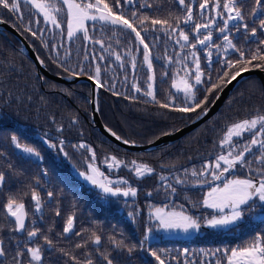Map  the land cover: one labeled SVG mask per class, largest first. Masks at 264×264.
Masks as SVG:
<instances>
[{"label":"trees","instance_id":"16d2710c","mask_svg":"<svg viewBox=\"0 0 264 264\" xmlns=\"http://www.w3.org/2000/svg\"><path fill=\"white\" fill-rule=\"evenodd\" d=\"M108 2L111 3L112 0ZM145 2L150 4L151 8H141L142 15L169 18L172 23H175L172 17L184 15L183 9L175 0H140V3ZM242 3L246 12H250L255 6L254 0H242ZM261 3L264 4V0H261ZM29 8V5L21 4L25 21L30 18ZM125 8L129 12L135 10V6L125 5ZM0 13H2L0 20L9 23L26 38L51 73L70 76L75 71L77 75L92 77L96 64H100V81L105 86H99V113L104 124L124 139L144 144L151 143L163 132L178 130L200 113V109L193 113H180L160 107V103L167 100L169 93L180 96L171 87L179 65L169 64L166 59H153L157 77L158 102L152 101L143 92H134L133 80L138 78L140 87L146 89L145 82L151 73L146 65L141 66L142 55L136 50L138 42L119 33L113 35V32L109 30L111 26L101 31L97 24L94 31L90 22L89 35L96 40L103 39L106 43H111L110 51L119 52L122 55L123 67H119L121 62L116 61L115 56L110 55L107 48L104 52L105 59H95L90 53L95 52L99 56V44L94 45L82 37L74 38L69 42L59 35V30L49 31L51 25H45L42 18L39 25L35 23L31 25L33 30L38 32V36L33 37L23 23L12 18L11 13L3 9H0ZM194 16L199 20L198 7L194 8ZM245 22H248L250 27L255 26L247 16ZM148 27H151L150 24ZM185 30L187 31V28ZM39 33H42V36ZM142 35L149 43L153 57L170 55L175 60L180 52L172 39L162 32L149 31ZM216 35L214 32V42L220 43ZM45 42L48 44L47 48L44 47ZM234 43L241 48L247 47L241 36L235 38ZM23 49V43L12 32L0 31V153L7 154L6 159L0 156V171L5 172L7 181L3 190L0 191V239L5 242L7 256L0 257V261L6 259V264H17L13 257L18 251H24V256L21 258L22 264H27L28 260L21 238L26 233L18 234L10 231L15 224L4 210V204L9 197H16L18 202L25 204L28 215L26 228L31 230L34 226L40 229L41 236L35 240V243L43 247L45 264H76V261L71 259L72 256L84 264V261L89 258L85 253H91L94 264H99L97 248L109 254L110 258H115L114 264H158L150 255L149 249L158 251L168 264H178V261L179 264H184L186 260L192 261L193 264H215L217 259H224L220 253L212 255L217 249L235 247L250 240L257 233L264 234V222L248 219L246 216V223H242L231 231L202 227L199 232L189 238L163 237L159 231H154L151 234L153 238L150 239L151 236H149L145 239L146 228L155 223L150 217L149 205L160 206L168 202L164 200V189L161 187L163 182L160 181V176L168 177V182L173 183V186L177 188L178 195L172 198L174 203L183 204L189 212L196 215L209 214L213 211L191 208L192 202L203 198L208 186L196 184V178L190 174L185 177L183 170H191L193 167L199 169L202 164L211 160L220 150L218 141L228 125L251 118L257 114V110L264 114V85L259 76L250 75L240 81L212 116L189 130L181 138L162 143L159 147L150 150H132L110 139L96 125L92 115V84L90 82L67 83L53 79L39 72L36 62ZM57 52H59L58 56ZM86 55H88L87 60ZM182 55H188V50L186 49ZM132 56L136 57L135 70L131 68ZM199 56L201 67L215 77L216 72L221 70L223 60L216 63L217 56L214 52L213 62L208 65L206 51H199ZM81 68L84 70L82 73ZM162 72L169 73L163 83L160 82ZM125 77H127L126 82ZM112 84L115 88L109 90L108 85ZM117 92L120 94L117 95ZM220 92L219 90L213 92L205 107H209ZM199 95L202 97L203 93ZM181 102V100L177 101V103ZM13 135H16L22 144L34 147L43 159L29 158L28 154L21 153L12 144L11 136ZM61 140L64 141L63 151L68 152L70 160L63 156L59 147L53 149L45 143V141H51L59 145ZM81 143L95 149V162L101 171L113 180L123 178L128 180L131 186L136 187L137 197H110L108 198L110 202L105 203L97 198L96 191H92L89 186L76 179L71 171L72 167L88 171L86 164L91 155L87 149L78 147ZM110 155L117 156L118 159L128 163L129 167L109 169L104 163V157ZM132 161L147 163L155 171L144 178H138L131 171ZM9 163L12 165L11 169L7 167ZM256 166L254 162L252 167ZM45 169H47V175L44 174ZM177 174L188 183L175 184L174 176ZM237 175L243 176L246 172L238 170ZM114 186L126 187L127 185ZM158 188L159 194L156 192ZM33 189L41 195L43 202L41 213L35 211L34 201L31 199ZM48 191L53 193L52 198L47 196ZM147 192H152L153 197H147ZM57 209L60 210V216L55 215ZM129 213L134 215L130 216ZM260 213L261 209L257 206L249 215L256 217ZM72 214L76 216L74 232H79V236L72 233L62 234L67 217ZM93 233L101 236V245L92 243ZM8 234L10 237L7 236ZM43 236H48L52 240L55 251L48 250ZM109 237L123 240L129 247L133 245L136 247L131 255L126 248L115 250L109 242ZM141 241H144L143 247H140ZM85 243L86 247H76L77 244ZM17 244L20 245L19 248ZM29 246L33 245L29 243ZM184 249H189L187 257L183 255Z\"/></svg>","mask_w":264,"mask_h":264},{"label":"snow or ice","instance_id":"6c2138e0","mask_svg":"<svg viewBox=\"0 0 264 264\" xmlns=\"http://www.w3.org/2000/svg\"><path fill=\"white\" fill-rule=\"evenodd\" d=\"M175 2L184 11L182 17L171 18L175 23L170 22L169 18L142 15L140 9L151 8V5L146 2L140 3V0H112L111 3L108 0H55V2L52 0H0V9L11 13L14 20L23 23L33 37L38 36V32L34 31L31 25L33 23L39 25L42 18L45 25H51L49 31L59 30V35L65 37L69 42L74 38L82 37L94 45L99 44L100 55L97 56L95 52L90 53L95 59H105L104 52L107 48L110 55H114L115 60L121 62L119 67H123V57L119 52L110 51L111 43H106L103 39L96 40L89 35L90 22L94 31L97 24H99L101 31L111 26L109 30L113 32V35L119 33L138 42L136 50L142 55L141 66L146 65L151 73L145 82L146 89L140 87L137 82L138 78L133 80L134 92H143L152 101L158 102L157 77L153 67V59H166L169 64L179 65L172 79L171 87L180 96L169 93L167 100L160 103V107L180 113H193L200 109L198 116L206 115L209 108L205 105H208L209 96L213 92L223 91L224 87L235 81L242 73L249 71L250 68L264 69V4L261 3V0H254L255 6L250 12H246L242 0H223V3L221 0H187V2L186 0H175ZM22 3L30 6L28 11L30 18L26 21L24 20L25 13L21 10ZM125 5L135 6V10L129 12ZM196 7L199 9V20L194 16V8ZM246 16L251 19V23L255 26L250 27L249 23L245 22ZM4 22L0 20V23ZM149 24L150 28L148 27ZM149 31L162 32L172 39L174 45L180 50L175 60L170 55L153 57L152 49L146 42L145 36L142 35V33L147 34ZM214 32L217 34L216 39L220 43L214 42ZM39 35L42 36V33ZM238 36L243 38L247 47L241 48L234 43V39ZM61 46H63L62 41ZM44 47H48L46 42ZM186 49L188 55H182ZM198 49L199 51H206L208 65L213 62L214 52L217 56L216 63H220L221 59L223 60L221 70L216 72L215 77L211 72H206L205 68L201 67ZM56 54L58 56L59 52ZM65 56H68L67 52ZM189 56L191 57L190 60ZM232 56L237 58L232 59ZM85 59H88V55L85 56ZM40 63L43 64L44 61L40 60ZM189 64L192 66L189 67ZM136 67V57L132 56L131 68L135 70ZM80 71L82 73L83 68ZM77 74L73 71V76ZM168 75V72H162L160 82H165ZM100 77L101 66L97 63L91 78L97 85L104 87ZM126 81L127 77H125ZM108 88L112 90L115 85H108ZM199 93H203V96L201 97ZM116 94L119 95L120 93L117 92ZM218 98L219 96L215 97V99ZM215 99L212 101L213 103ZM178 100L182 102L177 103ZM108 130L116 139H122L111 129ZM171 134H173L171 131L162 133V135ZM11 141L16 149L20 150L21 153L28 154L29 158L43 159L40 152L34 147L22 144L16 135L11 136ZM129 142L127 139L123 140L124 144ZM45 143L53 149L59 147L63 156L70 160L68 152L63 151L64 141L61 140L59 145L51 141H45ZM218 145L220 150L211 160L202 164L199 169L193 167L191 170H183L185 177L190 174L196 178V184L208 186L203 198L192 202L191 208L193 210L202 208L213 211L209 214L200 213L196 215L189 212L183 204L174 203L172 198L178 195L177 188L173 186V183L168 182V177L160 176L159 179L163 182L161 187L164 189V200L168 202L160 206L149 205L150 217L155 223L146 228L145 239H148L154 231L186 235L199 232L202 227L218 231H231L233 228H238L242 223H246V216L248 219L264 222V114L257 110V114L251 118H245L228 125L222 138L218 141ZM78 147L87 149L91 153L88 158L89 162L86 164L88 171H81L75 166L72 167L71 171L76 179L89 186L92 191L97 192L98 199L108 203L110 197H137L138 189L131 186L128 180L123 178L113 180L104 171H101L95 162V149L84 143L79 144ZM0 156L7 158L6 153H0ZM254 162L257 165L255 168L252 167ZM104 163L113 170L119 169L121 166L129 167L128 163L118 159L115 155L105 156ZM7 167L11 169V163ZM238 170H243L246 175H237ZM131 171L136 177L144 178L153 174L155 169L147 163L132 161ZM44 174L47 175V169L44 170ZM174 182L177 185L188 183L186 179H181L178 174L174 176ZM6 183L5 172L0 171V191L3 190ZM37 183L39 182L37 181ZM114 185L127 186L118 187ZM159 191L158 188L157 194ZM47 196L52 198L53 193L48 191ZM146 196L153 197V193L147 192ZM31 199L34 201L35 211L41 213L43 202L40 193L33 189ZM185 199L190 198L185 197ZM257 206L261 209V214L257 217H251L249 214ZM4 210L15 224V227L10 231L26 233L27 242L23 247L28 254L27 264H45L43 247L41 244L35 243V240L41 236V231L34 226L31 227V230L26 228L25 204L18 202L16 197H9L4 204ZM60 214V210L57 209L55 215L60 216ZM129 215L133 216L134 214L129 213ZM75 220V214L67 217L62 234L80 235L79 232H74ZM108 239L115 250L126 248L129 255L136 247L135 245L129 247L123 240H117L115 237ZM43 240L49 251H55L53 242L48 236H43ZM29 243L33 246H29ZM92 243L97 246L101 245V236L93 233ZM143 243L144 241H141L140 247H143ZM17 247L19 248L20 245L17 244ZM76 247H86V243L77 244ZM96 251L100 257L99 264H114L115 258H110L109 254L99 251V248ZM148 251L158 264H168V261L162 258L158 251L151 249ZM217 253H220L224 259H217L215 264H264V234L257 233L250 240L235 247L217 249L212 255L215 256ZM188 254L189 249H184L183 255L187 257ZM85 255L89 258L84 261V264H94L91 258L92 254L85 253ZM6 256L5 242L0 239V257L6 258ZM23 256L24 251H18L13 259L17 261V264H22L21 258ZM71 259L76 261V264H81L75 256H72ZM0 264H6V259L0 261ZM184 264H193V262L186 260Z\"/></svg>","mask_w":264,"mask_h":264},{"label":"water","instance_id":"95a60500","mask_svg":"<svg viewBox=\"0 0 264 264\" xmlns=\"http://www.w3.org/2000/svg\"><path fill=\"white\" fill-rule=\"evenodd\" d=\"M10 31L12 32L24 45L23 51L31 57L37 64V68L39 72H43L44 74L50 76L53 79L62 81V82H79V81H87L92 84V100H91V107H92V115L93 119L98 126V128L110 139L114 140L116 143L121 144L123 146H126L129 149L132 150H150L159 147L162 143L166 142H172L175 141L176 139L181 138L185 133H187L189 130L192 128L196 127L199 125L201 122L205 121L207 118L212 116L221 106L225 98L230 94V92L234 89V87L243 79L250 75H257L260 77L262 80V83L264 85V70L263 69H250L249 71L242 73L240 77H238L235 81H233L231 84H228L226 87L223 88V91H221L218 96V99H215V102L212 103L208 108L209 111L207 112L206 115H197L192 121L184 125L183 127L179 128L176 131H173L171 135H161L159 138L154 140L151 143H140V142H135V141H130L128 144H124L123 140L124 138L121 137L120 135L117 136L121 137L122 139L118 140L116 137L112 136L111 132H109L108 129H110L107 125L104 124V122L101 119L100 113H99V108H98V92H99V85L96 84V82L91 78V76L87 75H70V76H61L57 74L51 73L45 64H41L40 60H42L37 52L35 51L34 47L26 40L25 37L22 36V34L17 31L16 28L11 26L9 23L6 21L4 23H0V31ZM112 130V129H111ZM113 131V130H112ZM114 132V131H113ZM134 142V143H133ZM26 211V208H25ZM27 222V219H26ZM22 233V232H18Z\"/></svg>","mask_w":264,"mask_h":264},{"label":"rangeland","instance_id":"374dc122","mask_svg":"<svg viewBox=\"0 0 264 264\" xmlns=\"http://www.w3.org/2000/svg\"><path fill=\"white\" fill-rule=\"evenodd\" d=\"M261 214V213H260ZM259 214V215H260ZM258 216V214L256 215V217ZM255 221H257V219H254ZM161 234V236H163V237H185V238H189V237H192L193 235H195L196 233H193L192 235H186V234H183V233H166V232H164V231H159ZM8 237H10V235L8 234L7 235ZM22 238V240H23V242H24V244H25V242H27V237H26V234L24 235V236H22L21 237ZM150 239L151 238H153V236H151V237H149Z\"/></svg>","mask_w":264,"mask_h":264}]
</instances>
